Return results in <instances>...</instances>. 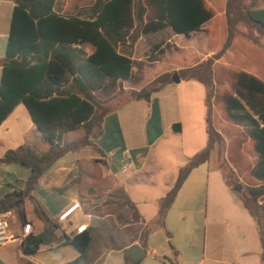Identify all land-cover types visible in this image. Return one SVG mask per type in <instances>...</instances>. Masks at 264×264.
<instances>
[{"label": "trees", "instance_id": "16d2710c", "mask_svg": "<svg viewBox=\"0 0 264 264\" xmlns=\"http://www.w3.org/2000/svg\"><path fill=\"white\" fill-rule=\"evenodd\" d=\"M13 1L15 6L6 55L0 59V126L22 104L49 144V149L39 153L23 145L0 157L1 165L21 164L32 171L30 178L23 182V189L16 187L14 192L0 200V213L14 211L21 223H26L25 200L34 199L33 192L40 179L67 153L89 147L103 156L97 162L107 164L103 150L92 142V138L103 134L105 116L134 101L150 103L155 93L175 84L173 78L178 73L182 81L196 80L206 86L208 144L179 169L175 185L160 204L159 220H165L191 172L211 159L216 144L223 140L222 129L226 130L228 161L237 170L239 178L248 182V195L240 196L259 226L264 261V48L256 42L236 39L239 23L264 31V8H246L242 0H229L227 35L222 36L223 30L219 28V35L212 36L217 28L204 26L216 23L218 11L208 0H142L138 12L135 0H96L89 13L83 16L60 13L58 0ZM136 18L142 21V33L145 35L170 28L174 34L189 38L205 31L208 47L221 49L203 63L197 64L199 57L196 56L192 65L186 63L182 54L183 63L180 65L183 68L179 70L174 67L180 60L174 55L167 57L164 60L167 71L158 76L151 87L131 90L127 92L125 103L103 108L100 112V102L109 103L117 99L123 92V83L134 77L137 62L120 52L119 47L134 40L131 35ZM86 46L93 49L90 54L85 51ZM160 47L161 44H156L154 50ZM231 50H234L233 58L228 64H223L222 59ZM192 71H202L207 80L189 77ZM219 83L228 84V88L220 92ZM217 98L221 99L227 121L215 107ZM81 129L84 137L80 141L65 143L68 133ZM173 129L181 132L182 126L174 124ZM250 146L251 158L248 153ZM229 185L235 188L232 183ZM36 212L46 221L47 228L39 235L30 234L22 240L23 254L34 255L43 246L73 245L80 257L67 264L84 263L93 241L92 234L86 231L68 235L38 206ZM149 235L150 228L146 224L140 236L145 249ZM111 241L113 249H123L114 237ZM171 247L177 257L178 250L172 243ZM167 259L170 258H163ZM0 264L6 263L0 260ZM126 264L140 263L127 258Z\"/></svg>", "mask_w": 264, "mask_h": 264}, {"label": "crops", "instance_id": "0c3cea01", "mask_svg": "<svg viewBox=\"0 0 264 264\" xmlns=\"http://www.w3.org/2000/svg\"><path fill=\"white\" fill-rule=\"evenodd\" d=\"M14 6L13 0H0V59L6 55ZM1 75L2 68L0 80ZM206 97L202 82L181 80L155 93L150 103L134 101L106 115L103 134L92 142L103 150L107 164L97 162L103 156L89 147L57 160L40 179L34 199L25 200L27 222L21 223L19 231L9 229L20 240L0 245V260L6 264H67L80 257L73 245L43 246L34 255L23 254L22 240L47 228L36 212L38 206L68 235L80 234L78 229L87 226L84 232L89 231L93 241L82 264H126V251L135 245L143 247L140 236L147 223L150 235L147 248L143 247L147 255L140 264H174L171 259L176 264H264L259 226L234 196L214 156L191 172L165 220H159L160 204L175 185L179 169L208 144ZM184 102L189 112L186 116L182 113ZM178 123L181 132L173 129ZM166 136L182 142L172 169L160 146ZM41 138L21 104L0 126V157L23 145L47 152L49 144L44 139V148L38 147ZM31 174V169L21 164H0V200L16 187L23 189ZM151 191L157 196L150 198ZM142 202L155 207L151 215L141 207ZM76 204L79 207L60 221ZM26 225L32 226L29 234H24ZM111 237L123 249H113ZM171 243L179 252L177 257Z\"/></svg>", "mask_w": 264, "mask_h": 264}, {"label": "rangeland", "instance_id": "374dc122", "mask_svg": "<svg viewBox=\"0 0 264 264\" xmlns=\"http://www.w3.org/2000/svg\"><path fill=\"white\" fill-rule=\"evenodd\" d=\"M228 1L229 0H208V2L218 11L217 21H215L216 23L214 25L213 23H209L204 26V28L210 29H212L213 26L217 28L216 32L213 31L212 36L219 35V28L223 30L222 36L227 35L226 19L228 17ZM95 2L96 0H58L57 10L65 15L83 16L89 13L90 7L93 6ZM242 2L246 8H264V0H242ZM141 4L142 0H135L136 12H138V10L140 9ZM142 26V21L136 18L135 29L133 30L131 35L134 37V40H130L125 45L119 47L120 52L132 57L137 62L134 77L132 80L123 83V92L117 97V99L109 103L100 102V112H102L103 108H114L125 103L128 99L127 92L131 90L138 91L143 87H151L155 79L165 73V71H167L164 63V60L167 57L174 55L178 60H180V63H178L179 65H176L174 67L176 70H179L183 68V66L180 65L181 62L183 63L182 54L185 55L186 63L190 62V65H192V62L194 61L196 56L199 57V62L197 64L203 63L206 60L213 58L214 55L221 49L220 47L216 49L208 47V34L205 31L195 33L189 38L174 34L170 28L156 34L145 35L142 33ZM236 39L250 43L256 42L259 44V46L264 48V31H261L256 27H251L244 22L237 25ZM156 44H161L160 49L154 50V46ZM84 49L89 53L92 52L91 47L86 46ZM233 56L234 50H231L224 56L222 61H220L223 64H228L230 58H233ZM193 64H195V62ZM188 76L200 80H207L206 75L202 71H192ZM183 82H186V80H183ZM217 86L219 87L220 92L221 90L228 88V84L219 83L217 84ZM186 105V102H184L182 111L184 116L189 114L187 109L188 107ZM221 105V99L217 98L215 100V107L217 108L223 120L227 121L228 118L227 116H225ZM226 134V130L222 129L223 140L220 143L216 144V148L214 149L211 157L214 156V159L223 170L227 181H229V183H232L235 187L233 190L234 196L237 197L238 200L243 202L241 196L248 195V182L243 178H239L237 170H235L228 161V138ZM83 135L84 130L82 129L74 131L65 137V142L67 143L68 141L77 140ZM45 144L46 142L41 138L38 142V147L40 149H43ZM181 144L182 142L179 140V138L177 140H169L168 136H166V138L163 139L160 143L161 149H163V157L166 161H168L167 165L169 169H172V166L175 163L174 161H176L180 157L179 147L181 146ZM248 153L251 158V146L249 147ZM158 178H160V175L158 176ZM239 185H241V189L240 191H237L239 190ZM148 196H150V198H154L157 196V194L155 191H151ZM120 202L122 203V201ZM140 205L147 212V215H151V213L155 210V207H153L150 203L142 202V204ZM250 205L252 208H254L252 203H250ZM28 211L30 212L29 206ZM113 211L119 212L120 210L113 209ZM10 224L12 232H16L21 229L20 219L14 211L11 213ZM147 226L150 227V223H147ZM137 237L139 238V235Z\"/></svg>", "mask_w": 264, "mask_h": 264}, {"label": "built area", "instance_id": "2783aa9c", "mask_svg": "<svg viewBox=\"0 0 264 264\" xmlns=\"http://www.w3.org/2000/svg\"><path fill=\"white\" fill-rule=\"evenodd\" d=\"M79 207V204L74 205L70 210H68L66 213H64L59 219L60 221H64L67 216L77 209ZM9 213H0V245L9 243V242H15L19 241L20 238L15 237L10 234L9 229H10V221H9ZM31 225H26L24 229V234H29L31 231ZM87 228V226H81L78 229L79 233L84 232V230Z\"/></svg>", "mask_w": 264, "mask_h": 264}, {"label": "water", "instance_id": "95a60500", "mask_svg": "<svg viewBox=\"0 0 264 264\" xmlns=\"http://www.w3.org/2000/svg\"><path fill=\"white\" fill-rule=\"evenodd\" d=\"M173 82L175 84H179L181 82V78L179 77V74L176 73L173 78ZM241 189V185H239V190ZM147 255V250H145L140 245H135L129 248L126 251V257L133 261L134 263H139L145 256Z\"/></svg>", "mask_w": 264, "mask_h": 264}]
</instances>
